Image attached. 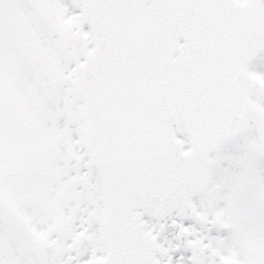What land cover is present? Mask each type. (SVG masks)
Here are the masks:
<instances>
[{
  "label": "snow or ice",
  "instance_id": "obj_1",
  "mask_svg": "<svg viewBox=\"0 0 264 264\" xmlns=\"http://www.w3.org/2000/svg\"><path fill=\"white\" fill-rule=\"evenodd\" d=\"M0 264H264V0H0Z\"/></svg>",
  "mask_w": 264,
  "mask_h": 264
}]
</instances>
